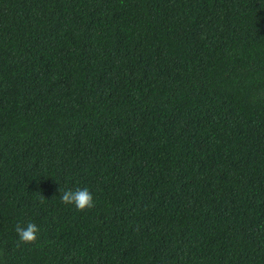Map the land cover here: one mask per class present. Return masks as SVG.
I'll use <instances>...</instances> for the list:
<instances>
[{
	"label": "trees",
	"instance_id": "1",
	"mask_svg": "<svg viewBox=\"0 0 264 264\" xmlns=\"http://www.w3.org/2000/svg\"><path fill=\"white\" fill-rule=\"evenodd\" d=\"M0 264H264V0H0Z\"/></svg>",
	"mask_w": 264,
	"mask_h": 264
},
{
	"label": "clouds",
	"instance_id": "2",
	"mask_svg": "<svg viewBox=\"0 0 264 264\" xmlns=\"http://www.w3.org/2000/svg\"><path fill=\"white\" fill-rule=\"evenodd\" d=\"M61 202L66 205H73L77 211H84L94 206L92 194L87 188L68 189L61 195ZM38 226L34 222H27L24 225L17 224L15 232L19 244H32L37 239Z\"/></svg>",
	"mask_w": 264,
	"mask_h": 264
}]
</instances>
